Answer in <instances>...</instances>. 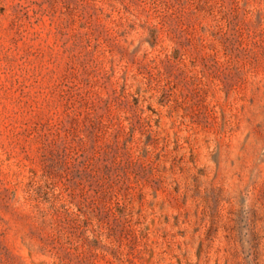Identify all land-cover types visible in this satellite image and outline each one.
<instances>
[{"label": "rangeland", "instance_id": "rangeland-1", "mask_svg": "<svg viewBox=\"0 0 264 264\" xmlns=\"http://www.w3.org/2000/svg\"><path fill=\"white\" fill-rule=\"evenodd\" d=\"M0 264H264V0H0Z\"/></svg>", "mask_w": 264, "mask_h": 264}]
</instances>
